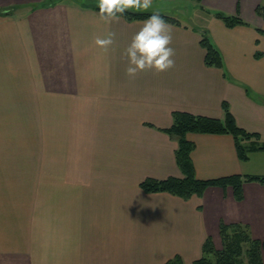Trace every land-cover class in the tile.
I'll return each instance as SVG.
<instances>
[{
    "label": "crops",
    "instance_id": "crops-1",
    "mask_svg": "<svg viewBox=\"0 0 264 264\" xmlns=\"http://www.w3.org/2000/svg\"><path fill=\"white\" fill-rule=\"evenodd\" d=\"M264 0H151L168 14L171 67L126 71L122 55L144 19H103L97 0H0V142H29L36 166L0 151V264H191L220 221L264 237V183L209 186L182 198L146 178L183 177L174 110L224 118L264 138ZM214 11L244 23L227 26ZM198 18V19H197ZM197 20V24L195 23ZM200 30L221 67L205 63ZM113 34L101 48L96 37ZM196 178L264 176V150L240 159L231 133L187 132ZM26 137V138H24ZM34 158V157H32ZM217 247V246H216Z\"/></svg>",
    "mask_w": 264,
    "mask_h": 264
},
{
    "label": "trees",
    "instance_id": "trees-1",
    "mask_svg": "<svg viewBox=\"0 0 264 264\" xmlns=\"http://www.w3.org/2000/svg\"><path fill=\"white\" fill-rule=\"evenodd\" d=\"M199 1V0H198ZM98 9V7H96ZM259 15L264 14V6L256 9ZM215 17L220 18L227 26L244 23L235 16L213 12ZM167 22H178L168 14L160 13ZM129 20L144 19L150 13L127 11L119 14ZM200 44L205 49V63L207 65L221 67L222 60L218 49L210 41L207 31L200 30ZM224 118L196 115L186 111L174 110L172 112V124L163 130L170 136L177 139L175 149L176 163L183 173V177H166L163 179L146 178L139 185L147 192L166 191L182 198H189L192 195L201 196L209 186L225 187L232 186L234 197L237 200L242 198V180H257L264 183V176L231 174L216 178L199 179L193 171V164L190 152L194 143L189 141L185 134L187 132L202 133H231L234 137L238 157L246 159L252 150H264V138L257 132H250L239 127L229 111L226 102L222 103ZM218 232L221 239V248L214 246L211 236H207L202 244V254L194 259L191 264H264V237L253 238L246 225L241 223H225L220 221ZM164 264H183L179 255L167 259Z\"/></svg>",
    "mask_w": 264,
    "mask_h": 264
},
{
    "label": "clouds",
    "instance_id": "clouds-1",
    "mask_svg": "<svg viewBox=\"0 0 264 264\" xmlns=\"http://www.w3.org/2000/svg\"><path fill=\"white\" fill-rule=\"evenodd\" d=\"M150 5L151 0H97L98 13L106 20L116 19L129 10H147ZM112 36L109 32L96 37L95 42L104 48L112 43ZM122 55L127 59L125 71L129 76L144 69L163 71L173 65L170 27L159 12L153 11L144 19Z\"/></svg>",
    "mask_w": 264,
    "mask_h": 264
},
{
    "label": "rangeland",
    "instance_id": "rangeland-1",
    "mask_svg": "<svg viewBox=\"0 0 264 264\" xmlns=\"http://www.w3.org/2000/svg\"><path fill=\"white\" fill-rule=\"evenodd\" d=\"M198 19V18H197ZM197 24V20L195 22ZM33 130L30 129V135H29V142H0V151L3 152H21L24 151L25 154H27L28 156H30V159H12L9 160L10 162H13V165H19V162L22 163V165H29V166H36L37 165V159L35 158L36 156V151H37V146H36V142L33 141L34 137V133H32ZM26 138V137H24ZM11 154V153H10ZM34 157V158H32ZM216 243V248H221V244L220 241H215Z\"/></svg>",
    "mask_w": 264,
    "mask_h": 264
}]
</instances>
